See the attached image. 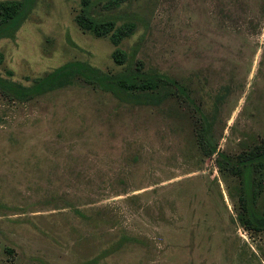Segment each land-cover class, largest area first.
<instances>
[{"label": "rangeland", "instance_id": "1", "mask_svg": "<svg viewBox=\"0 0 264 264\" xmlns=\"http://www.w3.org/2000/svg\"><path fill=\"white\" fill-rule=\"evenodd\" d=\"M91 1L134 32L115 45L76 23L80 0H29L0 38V77L30 86L72 61L119 73L115 49L139 45L138 67L189 89L219 150L261 142L264 0ZM200 128L178 96L134 104L80 78L26 101L0 91V264H264V229L239 222L238 179Z\"/></svg>", "mask_w": 264, "mask_h": 264}, {"label": "trees", "instance_id": "2", "mask_svg": "<svg viewBox=\"0 0 264 264\" xmlns=\"http://www.w3.org/2000/svg\"><path fill=\"white\" fill-rule=\"evenodd\" d=\"M80 3L81 9L75 20L83 30H88L96 36L110 34V40L115 45L134 32L136 26L134 18H127L117 26L118 17L115 14H95V4L91 0H80ZM28 7L29 0L0 1V38L18 29L27 16ZM138 46L136 45L128 58L125 52L115 49L114 62L117 64L126 62L128 65L119 73H107L86 63L72 61L42 77L35 78L30 86L0 77V91L19 101H26L80 78L103 91L112 93L121 101L134 104L158 105L170 96L183 98L198 114L203 149L207 154L216 155V163L223 174L228 173L238 179L239 222L246 228L264 229V138L259 144L236 155L219 150L212 134V121L196 106L189 89L166 74L140 69L135 58ZM220 98L218 93L217 99Z\"/></svg>", "mask_w": 264, "mask_h": 264}]
</instances>
